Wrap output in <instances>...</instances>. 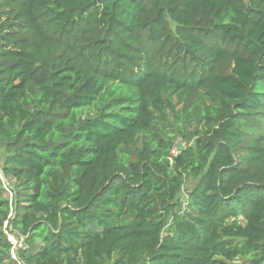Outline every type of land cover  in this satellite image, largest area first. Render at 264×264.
<instances>
[{
  "label": "trees",
  "instance_id": "trees-1",
  "mask_svg": "<svg viewBox=\"0 0 264 264\" xmlns=\"http://www.w3.org/2000/svg\"><path fill=\"white\" fill-rule=\"evenodd\" d=\"M0 264H264V0H0Z\"/></svg>",
  "mask_w": 264,
  "mask_h": 264
},
{
  "label": "rangeland",
  "instance_id": "rangeland-1",
  "mask_svg": "<svg viewBox=\"0 0 264 264\" xmlns=\"http://www.w3.org/2000/svg\"><path fill=\"white\" fill-rule=\"evenodd\" d=\"M179 144L181 145L183 143L182 142L181 143L179 142ZM196 181H197V178H192V177H187L185 179V182H184V185H183V189L181 190V193H180V196L183 199H185V197H186V192L188 190H190L194 186V184L196 183Z\"/></svg>",
  "mask_w": 264,
  "mask_h": 264
},
{
  "label": "built area",
  "instance_id": "built-area-1",
  "mask_svg": "<svg viewBox=\"0 0 264 264\" xmlns=\"http://www.w3.org/2000/svg\"><path fill=\"white\" fill-rule=\"evenodd\" d=\"M6 235H7V239L13 244V245H17L20 246L21 243L13 236L12 233L5 231ZM17 243V244H16Z\"/></svg>",
  "mask_w": 264,
  "mask_h": 264
}]
</instances>
